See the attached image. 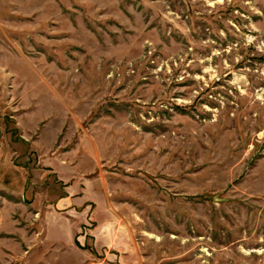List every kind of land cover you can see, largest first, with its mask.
Listing matches in <instances>:
<instances>
[{
	"label": "rangeland",
	"instance_id": "1",
	"mask_svg": "<svg viewBox=\"0 0 264 264\" xmlns=\"http://www.w3.org/2000/svg\"><path fill=\"white\" fill-rule=\"evenodd\" d=\"M0 264H264V0H0Z\"/></svg>",
	"mask_w": 264,
	"mask_h": 264
}]
</instances>
